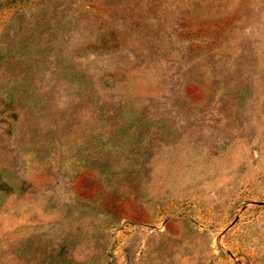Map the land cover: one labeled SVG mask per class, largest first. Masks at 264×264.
<instances>
[{
	"label": "rangeland",
	"instance_id": "374dc122",
	"mask_svg": "<svg viewBox=\"0 0 264 264\" xmlns=\"http://www.w3.org/2000/svg\"><path fill=\"white\" fill-rule=\"evenodd\" d=\"M0 264H264V0H0Z\"/></svg>",
	"mask_w": 264,
	"mask_h": 264
}]
</instances>
